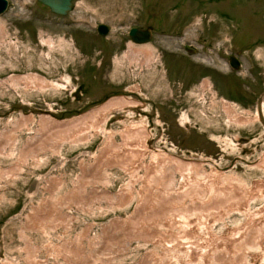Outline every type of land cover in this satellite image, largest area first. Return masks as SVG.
I'll use <instances>...</instances> for the list:
<instances>
[{"label":"rangeland","instance_id":"374dc122","mask_svg":"<svg viewBox=\"0 0 264 264\" xmlns=\"http://www.w3.org/2000/svg\"><path fill=\"white\" fill-rule=\"evenodd\" d=\"M263 90L264 0H8L0 264H264Z\"/></svg>","mask_w":264,"mask_h":264},{"label":"water","instance_id":"95a60500","mask_svg":"<svg viewBox=\"0 0 264 264\" xmlns=\"http://www.w3.org/2000/svg\"><path fill=\"white\" fill-rule=\"evenodd\" d=\"M47 6L49 10L57 15L64 16L72 10V0H37ZM8 6V0H0V14L4 13ZM100 35H105L108 32V25L99 23L96 28ZM152 26L142 29L137 26L131 27L127 34L135 43H144L151 40ZM229 65L232 69L237 70L240 67V61L235 55L229 57ZM264 96V90L262 92ZM262 98H259L256 104L257 118L264 128V114L262 112Z\"/></svg>","mask_w":264,"mask_h":264},{"label":"bare ground","instance_id":"6f19581e","mask_svg":"<svg viewBox=\"0 0 264 264\" xmlns=\"http://www.w3.org/2000/svg\"><path fill=\"white\" fill-rule=\"evenodd\" d=\"M3 34V33H2ZM5 34V33H4ZM1 36H3V35H1ZM152 40V39H151ZM133 44V43H132ZM137 44H135V46H136ZM134 46V47H135ZM143 46V45H142ZM133 49H131V51H132ZM135 51H137L136 49H134ZM139 50V49H138ZM134 52V51H133ZM141 53L140 55L143 57V61L147 64V65H149L150 64V61L152 60L151 59V57H148V56H146V53H145V51H137V52H134V53ZM133 57V56H132ZM136 58H137V56H135ZM133 59V58H132ZM135 60V59H134ZM32 78V77H31ZM12 79L13 80H16V79H25V81L27 82V81H29V77H12ZM117 97H114V98H112V99H110L108 102H106L105 104H103V105H99V106H97V107H95V108H93V109H91L89 112H87V113H85V114H83L82 116H80V117H78L77 119H75V120H72V121H68L67 123H66V125H68V129L72 126V127H74V126H77V125H85L84 123H86L87 122V120L88 121H90V120H92V121H90V123H92L93 121L95 122V119H97L98 117H100V116H104V114L105 113H108V112H110L111 110H114V109H122V108H125V107H132V106H134L136 103L135 102H133V101H130L128 98H125V97H120L119 95H116ZM119 96V97H118ZM106 101V100H105ZM228 104H230V103H228ZM226 109H227V111H231V112H235L234 110H233V108L231 107V105H227V107H226ZM262 112H263V104H262ZM235 115V114H234ZM101 117V118H102ZM103 118H105V117H103ZM94 119V120H93ZM98 120V119H97ZM235 120V119H234ZM237 121H239L238 119H236ZM56 122V121H55ZM57 124H61L62 122H56ZM20 124H24V123H20ZM62 124H64V123H62ZM89 124V123H88ZM60 126V125H59ZM93 126V125H92ZM61 127V126H60ZM63 127H65V129H66V126H64L63 125ZM136 152H138V151H136ZM159 155V153H156L155 154V156H154V158L153 159H157L156 157ZM161 155L163 156L164 154L163 153H161ZM175 161H178L177 163V168H179V166H186V171H188V169H190L192 166H198V165H196V163H193V162H191V161H185V160H183V161H181V160H177V159H175ZM179 165V166H178ZM181 169V168H180ZM184 170H185V168H184ZM184 175H187V174H184Z\"/></svg>","mask_w":264,"mask_h":264},{"label":"flooded vegetation","instance_id":"af4514ba","mask_svg":"<svg viewBox=\"0 0 264 264\" xmlns=\"http://www.w3.org/2000/svg\"><path fill=\"white\" fill-rule=\"evenodd\" d=\"M75 2H76V0H72V10H73V8H74ZM44 6H45V5H44ZM46 7H47V6H46ZM48 9H49V8H48ZM147 27H148V26H146V27H140V28H142V29H146ZM151 31H152V35H153V27H152V30H151ZM130 40H131V39H130ZM131 41H132V40H131ZM132 42H133V41H132ZM146 43H147V42H146ZM230 56H231V55H230ZM230 56H229V57H230ZM228 61H229V59H228ZM228 65H229V62H228ZM140 99H141V98H140ZM143 101H144V100H143ZM145 101H146V102H145ZM145 101H144V103L147 104L148 101H147V100H145ZM240 139H241V140H245V141H247V140L250 139V137H241Z\"/></svg>","mask_w":264,"mask_h":264}]
</instances>
